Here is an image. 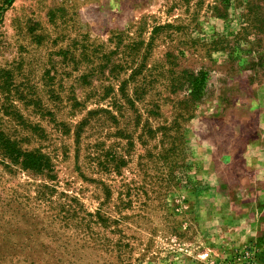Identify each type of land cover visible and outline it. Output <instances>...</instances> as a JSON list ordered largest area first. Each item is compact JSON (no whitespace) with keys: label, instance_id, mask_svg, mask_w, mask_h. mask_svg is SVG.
Returning <instances> with one entry per match:
<instances>
[{"label":"rangeland","instance_id":"374dc122","mask_svg":"<svg viewBox=\"0 0 264 264\" xmlns=\"http://www.w3.org/2000/svg\"><path fill=\"white\" fill-rule=\"evenodd\" d=\"M0 137V264H264V0H0Z\"/></svg>","mask_w":264,"mask_h":264},{"label":"trees","instance_id":"16d2710c","mask_svg":"<svg viewBox=\"0 0 264 264\" xmlns=\"http://www.w3.org/2000/svg\"><path fill=\"white\" fill-rule=\"evenodd\" d=\"M188 76L189 85L191 89V95L194 100H198L204 89L205 76L202 72L194 74L191 72H185ZM0 150L6 158H8L13 164L20 166L24 170L33 171L38 174H45L48 179L55 178L54 166L44 155L34 152H23L16 147L10 139L0 137ZM118 171V166H116Z\"/></svg>","mask_w":264,"mask_h":264}]
</instances>
